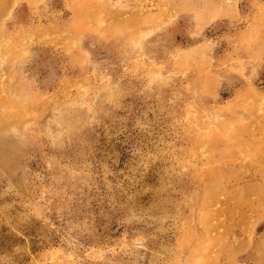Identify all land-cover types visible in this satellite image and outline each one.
Masks as SVG:
<instances>
[{
	"label": "rangeland",
	"instance_id": "obj_1",
	"mask_svg": "<svg viewBox=\"0 0 264 264\" xmlns=\"http://www.w3.org/2000/svg\"><path fill=\"white\" fill-rule=\"evenodd\" d=\"M0 264H264V0H0Z\"/></svg>",
	"mask_w": 264,
	"mask_h": 264
}]
</instances>
